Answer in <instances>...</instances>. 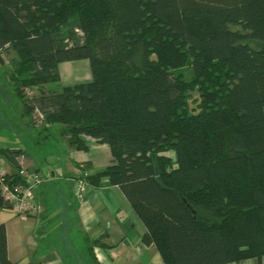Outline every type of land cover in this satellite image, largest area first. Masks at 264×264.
Masks as SVG:
<instances>
[{
    "label": "trees",
    "instance_id": "trees-1",
    "mask_svg": "<svg viewBox=\"0 0 264 264\" xmlns=\"http://www.w3.org/2000/svg\"><path fill=\"white\" fill-rule=\"evenodd\" d=\"M10 50L22 114L61 124L69 147L108 144L113 163L81 177L121 190L162 264H260L264 0H0ZM79 59L91 79L63 85L59 63ZM22 153L0 148L6 179L22 181ZM0 264H17L3 223Z\"/></svg>",
    "mask_w": 264,
    "mask_h": 264
},
{
    "label": "crops",
    "instance_id": "crops-1",
    "mask_svg": "<svg viewBox=\"0 0 264 264\" xmlns=\"http://www.w3.org/2000/svg\"><path fill=\"white\" fill-rule=\"evenodd\" d=\"M4 54V51L0 54L2 63ZM14 58L6 62L11 65ZM58 68L63 85L91 79L87 59L62 62ZM19 116L23 122L22 110ZM63 139L62 156L55 161H52L54 157L49 158L47 163L46 157L36 155L34 149L23 145L22 141L18 143L20 147L5 146L24 150L17 159L20 167L51 174L50 180L37 186L32 208L27 213L15 215L7 207H0L8 258L17 264H162L156 247L140 241L145 226L116 185L85 184L84 197L76 198L75 188L82 169L86 174L113 163L108 144L86 137L85 151L69 147ZM1 160L4 169L11 174L10 164L2 157ZM99 236L109 247L94 245L90 256L87 241ZM81 243L84 247L79 245ZM229 264H257V261L249 258ZM260 264H264V256Z\"/></svg>",
    "mask_w": 264,
    "mask_h": 264
},
{
    "label": "rangeland",
    "instance_id": "rangeland-1",
    "mask_svg": "<svg viewBox=\"0 0 264 264\" xmlns=\"http://www.w3.org/2000/svg\"><path fill=\"white\" fill-rule=\"evenodd\" d=\"M4 56L5 62H0V147H20L21 144L18 143L22 141L23 145H29L30 148L34 149L36 155L41 158L46 157L45 163L50 162L49 158L52 157H54L52 161H55L62 156L63 151L62 125H43L44 122L36 124L32 118L33 113L30 115V121L29 116H25L22 119L23 122L20 120L21 99L15 94L13 80H11L14 60L11 65L6 62L13 56L15 57V53L12 50L5 51ZM29 92L26 94H32L31 91ZM194 99H197L196 92H192L188 99L191 107L197 103ZM48 167L46 164V168ZM79 245L84 247L83 243Z\"/></svg>",
    "mask_w": 264,
    "mask_h": 264
},
{
    "label": "built area",
    "instance_id": "built-area-1",
    "mask_svg": "<svg viewBox=\"0 0 264 264\" xmlns=\"http://www.w3.org/2000/svg\"><path fill=\"white\" fill-rule=\"evenodd\" d=\"M29 92L28 89L25 91ZM30 93V92H29ZM33 120L36 124H40L43 119L42 112L35 108L33 110ZM4 161H0V197L2 201L7 204V208L15 215H23L32 208V200L35 195L37 186L44 181H48L51 178L49 172L33 170L21 167L18 171L21 177V182H14L12 179L8 180L4 176L7 173L3 167ZM85 173L83 174V176ZM85 180L80 176L77 179L75 188V195L78 200H82L84 197Z\"/></svg>",
    "mask_w": 264,
    "mask_h": 264
}]
</instances>
